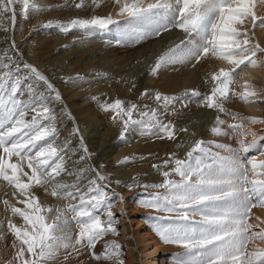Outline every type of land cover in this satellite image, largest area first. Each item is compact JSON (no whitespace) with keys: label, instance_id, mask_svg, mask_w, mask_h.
<instances>
[{"label":"snow or ice","instance_id":"6c2138e0","mask_svg":"<svg viewBox=\"0 0 264 264\" xmlns=\"http://www.w3.org/2000/svg\"><path fill=\"white\" fill-rule=\"evenodd\" d=\"M72 2L76 9H81L89 4L100 7L103 0ZM113 3L119 5L117 15L125 17L122 24L109 13L48 21L42 27L64 34L81 31L91 37L110 32L115 26V43L125 45L138 44L175 28L185 33L184 39L156 58L150 75L209 58L228 65L209 74L210 92L192 91L190 95L199 97L203 106L220 114L210 129L213 135L236 138L240 134L237 146L201 139L193 143L184 158L170 153L161 164H154L153 168L161 170L163 181L142 187L163 191L146 192L138 201L141 207L167 214L148 216L153 230L164 243L184 249L175 254L176 264H264V247L253 243L264 241V227L250 222L252 209L264 207V160L248 155L257 151L264 154L260 145L264 136L258 137L255 131L246 129V124L264 123V119L242 117L226 107L233 100L264 101V97L261 101L253 100L262 94L248 80L237 83L244 67L264 65L259 58V54H264V47L253 39L254 30L264 28V16L257 15L256 11L264 0H113ZM17 4L22 6L21 12L26 18L29 13L47 10L35 0H0V17L11 13L15 22ZM68 4L69 0H65L60 6ZM14 48L13 42L10 49L0 53V182L13 189L16 201L4 199L5 210L22 219L20 225L11 219L7 221L8 230L14 236L13 247L19 243L14 256L16 264H50L62 252L67 260L73 252L79 255L81 249L89 250L95 260L124 264L121 244L115 239H103L109 234L119 235L116 226L119 218L112 210L118 193L110 190V185L104 183L109 177L98 170H73L65 166L67 151L82 149L85 155L80 160L85 161L90 158L88 149L82 138L81 149H70L67 140L56 143L59 129L48 101L53 92L54 99L59 101L60 94L31 64L23 63L25 74L21 75V64L9 55ZM41 86L47 88V95L40 91ZM237 87L242 91H236ZM141 95L148 96L150 92L146 89ZM188 95L156 92L153 97L156 108L119 98L102 104L101 108L111 112L113 121L121 124L122 141L126 142L127 133L137 131L142 136L174 140L175 125L165 122L163 115L169 106ZM221 115L231 117L234 122L227 123ZM78 131L74 129V133ZM249 135L250 142L245 139ZM133 159L124 157L120 163ZM89 171L94 176L86 180ZM64 175H74V179L65 182ZM36 188L66 203L44 204L36 195ZM100 242L104 244L103 251L96 253L94 249ZM250 243H253L251 250Z\"/></svg>","mask_w":264,"mask_h":264},{"label":"rangeland","instance_id":"374dc122","mask_svg":"<svg viewBox=\"0 0 264 264\" xmlns=\"http://www.w3.org/2000/svg\"><path fill=\"white\" fill-rule=\"evenodd\" d=\"M35 2L47 10L35 14L29 13L26 18L22 15V6L17 4L15 5V22L12 20L11 13L0 17V53L10 49L14 42L15 48L10 50L9 55L21 64L20 74H25L23 63L31 64L45 75L55 91L59 92L61 97L59 101L54 99L55 92L51 93L48 101V107L53 109L56 116L55 126L59 129L56 143L61 144L67 140L70 142V149H81L82 138L83 145L87 147L90 154V158L81 161L80 157L85 155L82 149L69 150L65 153L67 161L65 166L73 170L94 168L109 177L104 183L110 185L111 191L118 193V196L114 198L113 212L119 218L116 225L119 235L109 234L103 239H115L121 244L124 264H144L141 251L144 246L136 243L138 232L142 233V230L136 229V224L138 220L143 219L145 225H149L151 221L148 216H160V214L157 211H155L157 214L152 213L150 208L141 207L138 201L146 192H157L163 189L145 190L142 185L161 183L164 179L161 170L153 168V165L161 164L163 160L169 158L170 153L184 158L193 143L201 140L209 131L217 115L220 114L203 106L200 98L193 97L190 93L192 91L201 94L210 92L212 85L208 75L228 65L209 58L200 63L178 65L161 70L156 75H150V67L156 58L184 39L185 33L172 28L162 32L160 36L128 45L115 43L117 39L115 26H112L113 30L110 32L97 33L91 37L81 31L64 34L56 29H44L42 25L48 21L107 16L109 13H117L116 8L119 10V5L113 3V0H103L100 7L89 4L88 7L76 9L72 0H69L67 7L60 6L65 3V0H35ZM256 11L257 15L264 16V4L258 5ZM254 32V41H258L264 47V28L257 27ZM259 58L264 61V54H259ZM252 72L256 73L254 78L250 77ZM77 76L80 79H76ZM245 80H248L251 86L262 94L261 97H254L253 100L261 101L264 97V65L255 68L244 67L240 71L237 83L242 84ZM146 89L149 90L150 95L142 96ZM40 91L48 94L44 86L40 87ZM236 91L239 92L242 89L237 87ZM156 92L179 97H185V93H189L186 98L169 106L168 112L163 115L165 122L171 121L175 125V139L142 136L137 131L127 133L126 142L122 141L119 138L121 124L114 122L113 114L103 111L101 105L119 98L140 106L148 105L150 108H156L157 103L153 99ZM226 107L242 117L253 116L264 119V101L244 103L233 100L226 104ZM222 116L228 123L234 122L231 117ZM76 128L79 131L74 133ZM181 129H187V131H180ZM246 129L255 131L258 137L264 136V123L246 124ZM239 136L240 134L237 133L236 138L229 137L232 147L237 146L236 139ZM245 139L250 142L252 136L249 135ZM260 145L264 148V140L260 141ZM248 155L255 156L257 160H264V154H260L259 151L250 152ZM124 157L134 159L129 163L121 164L120 161ZM67 176L62 177L63 181L72 182L74 175ZM93 176L94 172L89 171L86 174V180ZM134 177L138 179H133ZM12 192L13 189L10 186L0 182V199L7 198L12 200V203H16ZM35 192L44 204L66 203L64 200H57L46 195L41 188H36ZM121 197L123 200L120 199ZM1 203L3 202L0 201V222L3 224L0 226V264H16L14 256L19 243L17 242L16 247H13L14 236L8 230L7 221L11 219L20 225L22 219L11 216ZM17 206L22 207L19 204ZM263 210L264 207H254L250 222L257 224L255 219L261 216ZM73 230H75L74 226ZM253 243L264 247L262 244L264 241ZM253 243L249 245L250 250ZM103 248L104 244L100 242L94 251L100 253ZM168 256L169 253L160 250L161 264H168ZM64 257L65 253L62 252L50 264H114V261L93 259L91 252L87 249H81L79 255L73 252L67 260Z\"/></svg>","mask_w":264,"mask_h":264},{"label":"bare ground","instance_id":"6f19581e","mask_svg":"<svg viewBox=\"0 0 264 264\" xmlns=\"http://www.w3.org/2000/svg\"><path fill=\"white\" fill-rule=\"evenodd\" d=\"M146 2H148V0H146ZM116 10L118 12V8H116ZM112 16L115 17L116 20H118V21H124V19H125V17H123V16H118L116 12L112 13ZM257 73H259V71H257ZM255 75H256V73L252 72V74H250V77L254 78ZM208 77H209V75H208ZM248 111H250V110H248ZM252 111H253V109H252ZM221 119L226 121V119H224V117L222 115H221ZM214 122L212 123L211 127L213 126ZM211 127H210V129H211ZM210 129H209L208 132H206L204 134L202 140H204V141H215L216 143L231 145L229 143L230 138L228 136H216V135H213L211 133ZM212 150L213 151H217V149L215 147H213ZM222 154H225V153L222 152ZM4 199H7V198H4ZM4 199L1 198L0 201L3 202ZM10 201L13 202L12 200H10ZM1 204L3 206H5L3 203H1ZM112 210L114 211V209H112ZM151 211H152V213L155 212L154 209H151ZM158 213L160 214V216L167 215L166 213H162V212H158ZM198 218L199 217H197V219ZM255 220L257 221V224H260V227H264V223H261V221H264V210L261 213V216L259 217V220L257 218ZM136 229L142 230V233H139L138 232L139 230H137L139 235L136 238V243H138L140 246H144L143 249L141 248L142 255H143V258H144V264H161V259H159L160 250H164L167 253H169L168 264H176L175 254L182 253L184 251V249L181 246L164 243L160 239V237L156 234V232L153 230L152 222H150L149 225H145V221H143V219H140V220L137 221ZM262 244H264V243H262ZM259 246H261V245L259 244Z\"/></svg>","mask_w":264,"mask_h":264}]
</instances>
